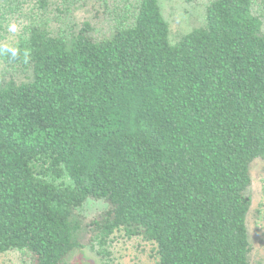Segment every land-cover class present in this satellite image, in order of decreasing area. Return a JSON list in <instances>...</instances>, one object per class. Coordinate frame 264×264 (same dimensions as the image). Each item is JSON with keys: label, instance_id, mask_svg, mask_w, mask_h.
<instances>
[{"label": "trees", "instance_id": "obj_1", "mask_svg": "<svg viewBox=\"0 0 264 264\" xmlns=\"http://www.w3.org/2000/svg\"><path fill=\"white\" fill-rule=\"evenodd\" d=\"M124 3L97 39L90 22L51 27L47 0H0V254L65 264L121 231L158 264H253L264 19L254 0H213L172 44L159 0ZM88 201L104 204L90 219Z\"/></svg>", "mask_w": 264, "mask_h": 264}, {"label": "rangeland", "instance_id": "obj_2", "mask_svg": "<svg viewBox=\"0 0 264 264\" xmlns=\"http://www.w3.org/2000/svg\"><path fill=\"white\" fill-rule=\"evenodd\" d=\"M50 4L47 12L42 16L47 18L50 26L63 35H72L84 22H90L97 39L107 36L116 22L113 11H118L126 4L124 0H80V7L71 5L67 10L65 0H47ZM136 3V0H130ZM213 0H159L160 9L169 27V39L172 44L204 23L205 10ZM128 2V0H127ZM100 5L102 7H100ZM135 5V4H134ZM255 12L264 19V0H254ZM59 10V12H58ZM95 12L97 14H95ZM30 17L28 11L22 13ZM26 22L29 18L22 17ZM115 20V21H114ZM30 23V22H29ZM11 29L7 35L13 39L19 30V22L10 23ZM7 73L0 66V74ZM4 75V74H3ZM22 78L29 77L22 76ZM252 184L249 193L252 207L247 218L250 243L252 245V263L264 260V161L255 160L250 168ZM104 208L102 202L88 201L83 214L92 218ZM99 247L93 243L81 250H76L65 264H158L155 245L139 237L127 238L123 232H115L106 247L107 254H99ZM0 264H28L26 256L21 252H7L0 254Z\"/></svg>", "mask_w": 264, "mask_h": 264}]
</instances>
